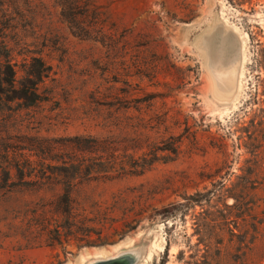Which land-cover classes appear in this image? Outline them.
<instances>
[{"label": "rangeland", "instance_id": "1", "mask_svg": "<svg viewBox=\"0 0 264 264\" xmlns=\"http://www.w3.org/2000/svg\"><path fill=\"white\" fill-rule=\"evenodd\" d=\"M89 1L0 0L18 83L53 65L0 120L37 178L0 194V264H264V0Z\"/></svg>", "mask_w": 264, "mask_h": 264}, {"label": "trees", "instance_id": "2", "mask_svg": "<svg viewBox=\"0 0 264 264\" xmlns=\"http://www.w3.org/2000/svg\"><path fill=\"white\" fill-rule=\"evenodd\" d=\"M81 7L83 12H88L96 7L89 0H76V3H65L64 11L68 9L69 13L76 12L75 9ZM100 17H98V20ZM76 32L87 33L90 29H85L80 25L73 24ZM9 48V47H5ZM0 120L5 117V111L12 109L11 101L22 99L28 104L38 102L44 98L40 87L41 83L51 77L53 65L40 55H32L27 60L26 74L24 80L18 83L16 65L18 61H13L10 53L6 49L2 51L0 47ZM14 145L5 141L0 143V194L6 192L13 193L15 188L23 185L34 184L37 180L31 178L33 171L27 169V165H23L21 161L14 159ZM27 163H31V159L27 157ZM32 165V164H31ZM29 165V166H31ZM47 172L46 170H44ZM17 179L14 180L13 177Z\"/></svg>", "mask_w": 264, "mask_h": 264}, {"label": "bare ground", "instance_id": "3", "mask_svg": "<svg viewBox=\"0 0 264 264\" xmlns=\"http://www.w3.org/2000/svg\"><path fill=\"white\" fill-rule=\"evenodd\" d=\"M219 13V12H218ZM219 17V16H218ZM223 18H221L222 20ZM205 20V19H204ZM223 21V20H222ZM224 22V21H223ZM225 23V22H224ZM203 26V25H202ZM201 26H199L200 28ZM221 27V26H220ZM229 27V26H228ZM230 28V27H229ZM233 28V27H232ZM231 28V29H232ZM223 29V28H221ZM228 30V28H226ZM237 33V32H236ZM192 34V33H191ZM218 36V34H217ZM221 36V35H220ZM233 36V35H232ZM232 36L225 35L223 39L225 38L224 41V48L222 49V46L219 48L215 49V54L216 56L220 58V60H217V58L214 57V60H210V65H212L216 71L217 76L219 77V85L220 88L223 90H231L233 87V72H234V65H235V58L233 57V54H231L234 50L237 44H235V39ZM240 36V35H239ZM241 37V36H240ZM208 38V37H207ZM211 38V37H210ZM216 42L217 39L215 36L212 37ZM209 39V38H208ZM244 39V38H243ZM189 41V40H188ZM191 41V40H190ZM187 42V41H186ZM245 42V41H244ZM188 43V42H187ZM218 43V42H217ZM190 44V43H188ZM191 45V44H190ZM194 48V47H193ZM241 49V48H240ZM239 49V50H240ZM242 50V49H241ZM196 51V50H195ZM226 51L228 54H226ZM237 51V50H236ZM243 51V50H242ZM198 52V51H197ZM246 54V53H245ZM199 56V55H198ZM243 56V55H242ZM241 56V57H242ZM204 59V58H203ZM240 62V60H239ZM221 64H223V69ZM220 65V67H219ZM203 67V66H202ZM227 67V68H226ZM242 67V66H241ZM222 69V71H221ZM241 71V70H240ZM207 72V71H206ZM209 75V74H208ZM237 75V74H236ZM210 79V76H209ZM211 81V79H210ZM212 88V87H211ZM211 95V94H209ZM212 96V95H211ZM222 97V96H221ZM214 99V98H213ZM215 100V99H214ZM223 104V103H222ZM234 104V103H233Z\"/></svg>", "mask_w": 264, "mask_h": 264}, {"label": "water", "instance_id": "4", "mask_svg": "<svg viewBox=\"0 0 264 264\" xmlns=\"http://www.w3.org/2000/svg\"><path fill=\"white\" fill-rule=\"evenodd\" d=\"M121 261H118V263H120Z\"/></svg>", "mask_w": 264, "mask_h": 264}]
</instances>
